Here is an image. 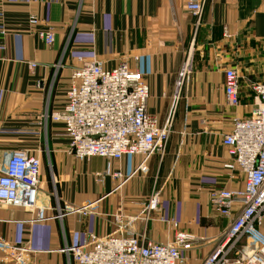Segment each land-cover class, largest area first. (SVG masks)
<instances>
[{"label": "crops", "instance_id": "1", "mask_svg": "<svg viewBox=\"0 0 264 264\" xmlns=\"http://www.w3.org/2000/svg\"><path fill=\"white\" fill-rule=\"evenodd\" d=\"M42 29L54 34L51 45L37 36ZM187 55L191 70L179 84ZM79 56L106 69L126 62L141 73L148 113L163 125L173 112L162 157L115 161L69 152L61 124L44 114L65 103ZM226 68L238 75L237 107L224 100ZM255 81L264 82V0H207L198 22L183 0H0V170L15 150L38 155L36 205L47 217L36 221V210L0 206V238L26 248L28 264H67L65 245L120 226L172 244L175 230L161 219H173L195 239L185 264H200L233 219L213 211L210 193L243 186V175L224 167L230 157L222 138L234 117L256 106ZM153 192L158 206L144 220Z\"/></svg>", "mask_w": 264, "mask_h": 264}, {"label": "built area", "instance_id": "2", "mask_svg": "<svg viewBox=\"0 0 264 264\" xmlns=\"http://www.w3.org/2000/svg\"><path fill=\"white\" fill-rule=\"evenodd\" d=\"M183 1L198 22L207 0ZM29 23L35 26L38 20L30 17ZM37 36L46 45L54 42L50 29L38 30ZM76 60L78 65L69 77L65 103L44 114L45 120L61 124L69 152L78 159L100 157L115 161L125 155H138L142 162L153 155L162 157L172 132L173 112L163 125L148 113L149 88L141 73L129 68L126 62L106 69L95 59L79 56ZM190 70L191 58L187 55L180 67L179 84ZM238 89L236 71L226 68L227 106L239 105ZM250 90L255 94L256 106L249 116L234 117L230 133L222 138L230 157L224 167L237 169L243 175V186L210 193L213 211L220 217L233 219L227 224L221 242L200 264H264V82H252ZM41 167L40 157L35 153L23 150L9 153L0 170V206L36 210L35 220H46L44 209L36 205ZM111 176L122 180L119 172ZM157 201V193H151L141 210L144 220L156 210ZM161 221L175 230L172 244L145 241L144 234L137 236L120 226L104 237L88 233L81 241L65 245L60 252L67 264H185L184 254L194 246V237L179 230L173 219ZM242 238L247 242L239 246ZM26 251L0 238V264H28Z\"/></svg>", "mask_w": 264, "mask_h": 264}, {"label": "rangeland", "instance_id": "3", "mask_svg": "<svg viewBox=\"0 0 264 264\" xmlns=\"http://www.w3.org/2000/svg\"><path fill=\"white\" fill-rule=\"evenodd\" d=\"M167 119V118H166ZM246 242H247V239L246 238H242L241 240H240V243H239V246L240 245H244V244H246ZM24 255H25V253H24ZM26 256V255H25ZM27 257V256H26ZM27 259V258H26ZM28 261V260H27ZM28 263V262H27Z\"/></svg>", "mask_w": 264, "mask_h": 264}]
</instances>
